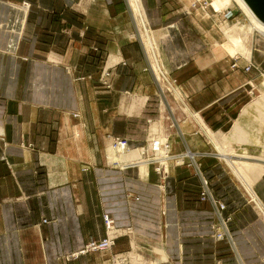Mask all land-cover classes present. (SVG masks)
I'll return each instance as SVG.
<instances>
[{
  "label": "crops",
  "instance_id": "obj_1",
  "mask_svg": "<svg viewBox=\"0 0 264 264\" xmlns=\"http://www.w3.org/2000/svg\"><path fill=\"white\" fill-rule=\"evenodd\" d=\"M142 3L158 65L182 92L166 97L169 126L125 0H0V264H264V210L195 126L231 133L253 103L255 71L218 54L215 23L189 3ZM152 121L171 138L164 184L132 155L114 164L113 140L141 146ZM184 150L211 200L175 161ZM252 181L264 208V173ZM105 215L113 248L68 259L106 236ZM223 221L230 237L219 240Z\"/></svg>",
  "mask_w": 264,
  "mask_h": 264
},
{
  "label": "rangeland",
  "instance_id": "obj_2",
  "mask_svg": "<svg viewBox=\"0 0 264 264\" xmlns=\"http://www.w3.org/2000/svg\"><path fill=\"white\" fill-rule=\"evenodd\" d=\"M182 1H184L186 3H189L190 7L193 8L191 10L194 11V12H196L197 14H200L201 18H205V20H207L209 18L208 21H210L213 24L215 23L213 26L217 29L218 35H220V36L217 37L218 38V41L217 42L216 41H213V44H214L213 46H214L215 50L217 49L215 47L217 44L220 46L218 48L219 52H224L225 55H227L232 60L233 63H232V66L231 67H233L235 64H237L238 60L235 59L234 57H236L238 55L241 56L239 58L240 61L241 60H244L245 63H247V65L244 68V71L249 72L250 70L247 71L246 68L248 66L252 67L251 65H253V67L251 68V70H253V71L256 72V73L254 72V77L255 78L254 79H250L249 81H253L254 84H256V86L254 85L256 88H254V86L252 85L253 86V90H256V91H255L254 99L252 100V102H254V101L258 100V99L259 100L262 99V97H264V86H262L259 81H261V78L264 75V54L263 55H260L258 52H256V50H257L256 49V47H257L256 42H257L258 32H256L255 29H252L251 28V21L248 19L247 15L244 13V11L238 5V3H236L235 0H232V6L230 7V9L228 11L227 10L224 11L221 14H218L217 12H215L211 8V6L208 4L209 2L207 0H203V1H198V0H182ZM125 2L127 4L128 11L131 12L130 3L128 2V0H125ZM223 9H225V8H223ZM221 10H222V8H221ZM131 16L133 18L132 21H133V27H134L133 39L132 40L133 41L136 40V41L140 42L142 44V46H143V49H144L146 47H145V44H144V40H142V38H141L142 31H143L142 24L140 25V19H137L138 21L136 23V20H135L133 14H131ZM238 22H241L240 23L241 24V26H240V29H241L240 30V34L243 37V41L245 43V46H246V48L248 50H252V53L254 55V58L257 59L256 60V63L257 64H255L253 62L254 61V58H253V60H250V61L247 60V59H249L247 57L248 54L247 53H244V52H241L239 49L237 50L236 48H234V46H232V44H230V41H227V37H225V35H224L225 30L226 31H227V29L229 30L230 29L229 28L230 26H232L233 24H237ZM137 24H138V26H137ZM228 25H229V27H228ZM138 27H139V29H138ZM224 27H225V29H224ZM156 38H157V35L155 36V39ZM232 50L233 51H236L237 50L236 51L237 53L236 52H232ZM144 52H145V54L147 56L148 54L146 53L145 49H144ZM149 53L151 55V52L150 51H149ZM150 59H151V62L153 64V66H154L155 62H154L153 58L150 57ZM234 68H236V67H234ZM147 69L151 71V69L148 68V66H147ZM105 71L106 72H109L110 75H111V70L110 69L107 68V69L103 70V72L101 74V78H100L101 79V84H103V85L105 83L110 84L109 81H108V78H110V76L105 78V75H104L105 74ZM156 77H157V75H156ZM156 77H155V82H156V85H157V97L159 99H161L162 97H165V98L166 97H171V98L174 97V98H176L177 96H175V93L173 92V89L169 86V84L168 83H164L163 81H160V83H158L157 80H156ZM82 79L83 78H80V79L78 78L77 80H82ZM170 83H172L173 88L176 87V84H174L173 81H170ZM161 89H163V91ZM174 89L177 90L178 89V86L176 88H174ZM251 93L253 94V91ZM249 102H250V100H249ZM251 103H249L248 105H250ZM160 104H161V108L163 107L162 108L163 111H165V114H166L165 117L168 118V121L165 123V126L171 125V122H173L174 124H176V121H173L172 120V119H174L173 118V113H172V108L171 107H168L165 104H163L162 103V99L160 100ZM242 121L244 122V120H241L240 122H242ZM153 124H155V121L154 122L152 121V126H153L152 127V130H150L149 134L147 135L148 136L147 137V140L145 141V143L143 145L135 147L132 144H130V141L127 139L128 144L131 145L132 146V149H133V152H132V156H133V159H134L133 160V163H139V162L145 161V160H153L155 158V156H154V154L152 152H146L145 154H142V156H141V150H142V148H144L145 150H147L146 148H148V147L151 146L152 140L154 139V141H155V137H156L155 134H156L157 129H156V125H153ZM246 124H247V127L246 128L247 129L248 128L250 129L249 121L247 123H245V126H246ZM195 126L197 128L198 134L200 135V139L202 141H206V142H209L210 144H212V142H210L209 138L206 136V134L204 133V131L201 128H199L196 123H195ZM176 128H177V125H176ZM234 129H235V127L233 128V130ZM210 131L213 132L212 130H210ZM227 131L228 130H225L224 133H215V132H213V133H215V135L217 136V138L219 139V141L221 142V144H223L224 149L226 148L228 150V152H227L228 155H231V154L232 155H237L238 154L240 156L250 155L253 158H259V159H262L263 158V160H264V142H262V141L259 142V143H258V141L256 143H255V141L252 142V139H250L251 136H252L250 134V132H249V136H248V140H250V141H248V143H250L249 145L248 144H245V143H242L241 140L232 141L229 138H226V135H228L227 133L230 132V131H228V132ZM168 132H171V131H168ZM261 137L263 138V135ZM159 139L161 140V144H162V151L161 152L163 153L168 148V150H169V152H167L168 155L170 157H173L174 155L170 152V147H169L170 146L171 138L169 139V136L165 135V136H163V137H161ZM225 139L226 140L228 139L227 144H226V140ZM179 143L182 146V148L184 149V147H185L184 145H186V143H185V141H184L183 138H180ZM234 145H237V146L235 147ZM212 146H214V145L212 144ZM246 146H252V147H246ZM152 147H153V144H152ZM214 148H215L214 150H216V147L215 146H214ZM244 148H247V149H245L243 151L242 149H244ZM116 149H118V148H116ZM184 151L185 152H181L179 154H175V156L177 155L178 157H175L177 159H175V158L174 159H175V161L179 160L180 162L185 163V165H188V166L193 167V169L195 170L196 175L201 179V200H202V193L204 192V188H203V185H202V177L204 178V176L203 175H200L202 173H201V171L199 169V165L197 163L196 156L194 157V160H192V158L190 157V155H195V154L188 153L186 150H184ZM216 151H217L219 157L222 160H224V157L220 156L218 150H216ZM112 152H113V155H114V160L115 159H117V160H120L121 159L120 157L116 158L115 152L113 150H112ZM172 159H170L169 161H171ZM260 162H262V161H260ZM225 164H226V162H225ZM150 166H153V168L155 170L156 167L154 165H151L150 164ZM146 167L147 166H144L143 167L144 173H146V171H147ZM168 167H169V162L167 163L166 173H168L167 172ZM168 171H169L168 174H164V173L159 174L155 170V172L159 175L160 179L163 181V184H164V181L170 175V168H169ZM229 171L232 172L230 168H229ZM160 185H162V182H161ZM255 204H257V203H255ZM226 225H227V222H226Z\"/></svg>",
  "mask_w": 264,
  "mask_h": 264
},
{
  "label": "bare ground",
  "instance_id": "obj_3",
  "mask_svg": "<svg viewBox=\"0 0 264 264\" xmlns=\"http://www.w3.org/2000/svg\"><path fill=\"white\" fill-rule=\"evenodd\" d=\"M198 1H203V0H198ZM207 1L209 2L208 4L211 6V8L215 12H217L218 14H221L226 10L228 11L230 9V7L232 6V0H207ZM235 1L242 8L244 13L247 15L248 19L251 21V28L255 29L256 32H258L257 42H256V45H257L256 52H258L260 55H263L264 54V23L255 15L252 8L248 5V3L245 0H235ZM128 2L130 3V7L132 10L131 12L134 14L135 20L140 19V25L142 24L143 31H142V35L141 34L140 35H141L142 40H144V44L146 47L144 49H145L146 53L148 54L147 60L149 59V61L151 62L150 57H152L154 62H155L154 66L152 65L153 66L152 68H154V71L157 74V77L160 80H163V79L167 80V78H164L162 76V73L163 74H165V73L162 70V68L160 67V65H158L159 64V62H158L159 58H157V54H156V50H155V42H154L155 41V34L148 25L149 22H148V18L146 16V14H145V10L143 7L142 0H128ZM221 8H222V10H221ZM223 8H225V9H223ZM240 23L241 22H238L237 24H233L230 27L228 25V27L230 29L229 30L227 29V31L225 30L224 35H225V37H227V41H230V44H232V46H234V48H236L237 50L239 49L241 52L247 53L248 54L247 57L249 58L247 60L250 61V60H253L254 55L252 53V50H248L245 46V43L243 41V37L240 34V30H241L240 29V26H241ZM224 29H225V27H224ZM132 37H133V35H132ZM156 45H158V43ZM215 47L218 49L220 46L217 44ZM156 48H157V46H156ZM148 50L151 52V55H150ZM236 51L232 50V52H236ZM218 54H220V56L225 55L224 52H219ZM238 56H236L234 58L239 60V58L241 56L240 55H238ZM151 64H152V62H151ZM251 66H253V65H251ZM259 82L262 86H264V75L261 78V81H259ZM181 94H182L181 89L178 88L177 90H175V96L180 97ZM185 111L189 112V109L186 107ZM196 116H198V114ZM242 120H244L245 123H247L249 121L250 129L246 128L247 124L245 126V123L243 121L242 122L239 121V122H237L235 129L231 132V134L229 133L230 135L229 134L226 135V138H229L232 141L241 140L242 143L249 145L250 143H248V141H250V140H248V136H249V132H250V134L252 135L250 138V139H252V142H254V141H255V143L257 141H258V143L261 141L264 142V97H262V99H260V100L258 99L256 101H254L250 106L247 107V109L244 110L243 115H242ZM199 123H200L201 129L204 131L206 136L209 138L210 142H212V144L216 147L220 156L224 157L225 162L228 164V166L230 167V169L232 170L234 175L243 183V185H245V187H246L247 191L249 192L251 198L253 199V201L255 203H257L258 208L261 209V211L264 210L262 204L258 201V198L256 197L255 193L252 192V186H253L252 180H253V178H258L264 172V160H263V158L262 159L253 158L250 155H243L240 157H236L235 155H232V154L228 155L227 154L228 150L226 148L224 149L223 144H221V142L219 141V139L217 138L215 133L211 132L208 128H206L202 119H199ZM262 135H263V138L261 137ZM159 138H161V137H159ZM159 138H157L156 141L159 143L160 151H162V144H161V140ZM227 142H228V139L226 140V144H227ZM112 149L116 154V158H118L119 157L118 154H120L119 153L120 149H116L113 145H112ZM145 151L146 150L144 148H142L141 156L143 153H145ZM120 152H121V150H120ZM132 152H133L132 146L129 145V151L126 153H127V155H132ZM190 156H192V155H190ZM193 156L195 157L196 155H193ZM114 161H117V159H115ZM252 161H254V162H252ZM260 161H262V162H260ZM139 163L147 164V163H145V161L144 162L141 161Z\"/></svg>",
  "mask_w": 264,
  "mask_h": 264
},
{
  "label": "built area",
  "instance_id": "obj_4",
  "mask_svg": "<svg viewBox=\"0 0 264 264\" xmlns=\"http://www.w3.org/2000/svg\"><path fill=\"white\" fill-rule=\"evenodd\" d=\"M233 67H237V64H235ZM252 67L248 66L246 68L247 71L251 70ZM148 68L152 69V64L149 61V59H148ZM104 75L106 78V77L110 76V73L105 71ZM162 76L164 78H166L163 73H162ZM156 80L158 83H160V81H163L164 83H168L169 86L173 89V92L175 93V89H174L175 87L173 88V85H172V83H170V81H167L166 79L160 80L158 77H156ZM104 85L107 88H111L110 84L105 83ZM161 90L163 91V89H161ZM161 99H162V103L167 105L166 98L162 97ZM176 99L178 101H180L177 97H176ZM157 138H159V137L156 136L155 141H154V139L152 140L153 147L151 144V146L146 148L147 150L145 151V153L146 152H152L154 154L155 158L153 160H145V163H147L149 165L150 164L154 165L156 167L155 170L159 174H162V173L167 174L166 173L167 163L170 162L169 160L172 159L173 157H170L168 155V153H167V152H169L168 148L163 153L160 151L159 143L156 141ZM112 144L115 148H118L121 150V152L119 150V153H120V154H118L119 157H123V156L127 155L126 152L129 151V144H128L127 140L116 138L115 140H113ZM145 153H143V154H145ZM142 162H144V161H142ZM114 164L120 165L122 163H119V160H117L114 162ZM131 164H133V163H131ZM135 164H137V163H134L133 165H135ZM200 175H202V174H200ZM202 185L204 188V192L202 193V200L210 199L209 182H208V180L204 179L203 177H202ZM218 207L220 210H225V206L222 204H220ZM44 223H47V221L44 220ZM104 223H105V227H106V236L102 239H99V240H91L90 242H88L86 244L85 247H83L82 249L78 250L77 252L69 255L68 259H76L82 255H86L89 253H104V252L111 250L113 248V246L115 245V241H116V236H115V232H114V221L109 215H105L104 216ZM226 237H230V235H229L227 225H226L225 221H223L222 222V229H221V232H219L217 234V239L222 240Z\"/></svg>",
  "mask_w": 264,
  "mask_h": 264
},
{
  "label": "water",
  "instance_id": "obj_5",
  "mask_svg": "<svg viewBox=\"0 0 264 264\" xmlns=\"http://www.w3.org/2000/svg\"><path fill=\"white\" fill-rule=\"evenodd\" d=\"M255 15L264 23V0H245Z\"/></svg>",
  "mask_w": 264,
  "mask_h": 264
}]
</instances>
